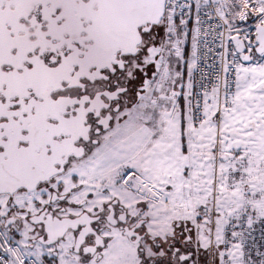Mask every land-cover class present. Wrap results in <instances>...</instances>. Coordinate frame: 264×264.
Wrapping results in <instances>:
<instances>
[{
    "label": "snow or ice",
    "instance_id": "snow-or-ice-1",
    "mask_svg": "<svg viewBox=\"0 0 264 264\" xmlns=\"http://www.w3.org/2000/svg\"><path fill=\"white\" fill-rule=\"evenodd\" d=\"M0 264H264V0H0Z\"/></svg>",
    "mask_w": 264,
    "mask_h": 264
}]
</instances>
